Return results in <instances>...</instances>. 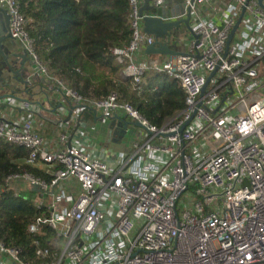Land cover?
<instances>
[{
  "label": "built area",
  "instance_id": "2783aa9c",
  "mask_svg": "<svg viewBox=\"0 0 264 264\" xmlns=\"http://www.w3.org/2000/svg\"><path fill=\"white\" fill-rule=\"evenodd\" d=\"M128 1L133 35L112 49L114 63L134 90L143 88L149 69L177 78L185 107L158 127L116 92L86 100L58 81L105 119L141 123L143 134L113 161L74 142L66 127L53 142L36 131L32 115L18 125L1 118L0 139L27 148L24 162L50 178L29 171L7 177V184L20 183L17 192L38 185L39 201L25 196L42 209L28 230L43 239H34V259L0 241V264H264V8L258 0L226 2L219 23L202 10L212 0H194V39L186 51L139 61L140 47L155 38L142 29L144 0ZM0 6L10 14L12 37L47 74L19 2Z\"/></svg>",
  "mask_w": 264,
  "mask_h": 264
},
{
  "label": "trees",
  "instance_id": "16d2710c",
  "mask_svg": "<svg viewBox=\"0 0 264 264\" xmlns=\"http://www.w3.org/2000/svg\"><path fill=\"white\" fill-rule=\"evenodd\" d=\"M17 1L38 59L53 82L61 81L86 100L116 92L119 101L129 103L158 127L185 107L186 93L177 78L149 69L143 75V88L134 90L132 78L122 76L114 63L112 49L128 43L133 35L128 0ZM28 154L27 148L0 139V241L23 247L26 258L34 259V239L43 235L30 232L28 225L42 209L22 190L17 192L15 183H6L9 175L24 171L50 178L24 162ZM45 232L50 234V229Z\"/></svg>",
  "mask_w": 264,
  "mask_h": 264
},
{
  "label": "crops",
  "instance_id": "0c3cea01",
  "mask_svg": "<svg viewBox=\"0 0 264 264\" xmlns=\"http://www.w3.org/2000/svg\"><path fill=\"white\" fill-rule=\"evenodd\" d=\"M231 1L234 0H212L208 4H203L202 10L210 19L222 23L225 17L224 12H218V9ZM163 7L169 13L166 15L171 14L174 17L173 20L184 18L182 12L185 0H166ZM165 39L170 47L178 52H185L194 36L184 24H181ZM24 51L19 42L15 48H11V52L23 53ZM175 55H147L142 45L136 58L139 61L154 59L163 62ZM10 60L15 70H21L29 85L25 87L17 79L16 72L0 64V99L12 100V104H8L7 101L0 104V119L5 118L8 122L18 125L27 115H32L36 131L53 142H57L59 134L66 127L74 133V142L89 143L90 151L108 161L118 159L122 153L128 152L133 142L143 134V131L135 125H129L124 132L118 126H111L110 118L105 119L100 112L86 108L73 99L74 97L67 95L59 83L53 82L47 74L37 68L33 61L29 60L25 66H22L21 59L12 53ZM133 127H137L138 130H133ZM14 185L19 187L20 183L16 182Z\"/></svg>",
  "mask_w": 264,
  "mask_h": 264
},
{
  "label": "water",
  "instance_id": "95a60500",
  "mask_svg": "<svg viewBox=\"0 0 264 264\" xmlns=\"http://www.w3.org/2000/svg\"><path fill=\"white\" fill-rule=\"evenodd\" d=\"M150 1L151 0H144L140 8V15L142 17V22H143V31L146 34L154 36L155 38L153 43L147 44L145 46V53L147 55L183 54L182 52H178L174 48L170 47V45L168 44L165 38H167L170 35L173 29L179 27L181 24H184L191 32V34L194 35L191 26V20H192L191 4L194 2V0H190L189 4H185L184 10L182 12L184 18L179 20H173L174 17L171 14L166 15L169 13L165 11L163 6L156 7L153 4H151ZM258 2L260 6L264 8L263 0H258ZM245 9L246 7L244 5L242 7L240 16L238 17L235 25L233 26L230 32L228 45L242 20V17L245 13ZM16 44L17 42L12 37V34L10 32V14L5 7L0 6V57H1L0 64L4 67H7L12 72H16L15 74L17 79L22 84H24L25 87H28L29 85L28 80L24 77V75H22L20 69L15 70L12 67V63L10 60L11 53L14 54V56H16L17 58L21 59L22 66H25V64L30 60V57L26 51H24L23 53L11 52V48H15ZM110 122H111V126L113 127L118 126L119 129H121L123 132L126 131L129 125H135L139 128L142 127L139 121H130L126 118L120 117L119 115L112 116L110 118ZM33 188L35 190L39 189L37 184H33Z\"/></svg>",
  "mask_w": 264,
  "mask_h": 264
},
{
  "label": "rangeland",
  "instance_id": "374dc122",
  "mask_svg": "<svg viewBox=\"0 0 264 264\" xmlns=\"http://www.w3.org/2000/svg\"><path fill=\"white\" fill-rule=\"evenodd\" d=\"M166 81L169 82V78H166ZM133 130H138L137 127H133ZM24 196H29L31 200L39 201L41 199V194L37 193V191L30 189L29 191H25L22 193Z\"/></svg>",
  "mask_w": 264,
  "mask_h": 264
}]
</instances>
